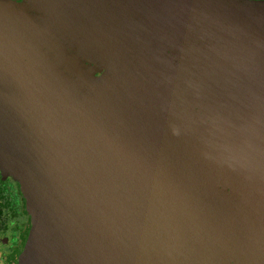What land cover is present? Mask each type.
Returning <instances> with one entry per match:
<instances>
[{
  "label": "water",
  "instance_id": "95a60500",
  "mask_svg": "<svg viewBox=\"0 0 264 264\" xmlns=\"http://www.w3.org/2000/svg\"><path fill=\"white\" fill-rule=\"evenodd\" d=\"M8 264H264V0H0Z\"/></svg>",
  "mask_w": 264,
  "mask_h": 264
},
{
  "label": "flooded vegetation",
  "instance_id": "af4514ba",
  "mask_svg": "<svg viewBox=\"0 0 264 264\" xmlns=\"http://www.w3.org/2000/svg\"><path fill=\"white\" fill-rule=\"evenodd\" d=\"M26 221L21 196L13 179L0 177V264H8Z\"/></svg>",
  "mask_w": 264,
  "mask_h": 264
}]
</instances>
